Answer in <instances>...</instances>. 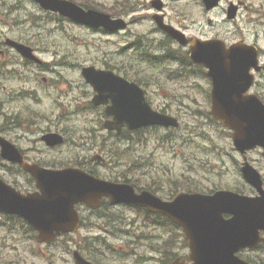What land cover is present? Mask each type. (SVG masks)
Segmentation results:
<instances>
[{
	"label": "rangeland",
	"instance_id": "1",
	"mask_svg": "<svg viewBox=\"0 0 264 264\" xmlns=\"http://www.w3.org/2000/svg\"><path fill=\"white\" fill-rule=\"evenodd\" d=\"M70 1L78 5L87 2L93 9L114 18L126 19L130 26L126 31L115 34L87 29L59 18L57 14L44 12L33 0H5L10 9L17 4L20 8L9 12L12 13L9 24L2 25L1 31L9 38L22 34V38L37 49L39 57L48 66L41 70L35 67L40 74L36 82L28 83L26 79L22 105L26 122L33 123L27 127L29 133L20 147L26 150L29 159L34 163L50 165L49 168H60L76 166L79 162L88 164L90 153L95 150L108 151L120 157L114 155L109 159L106 156L108 165L110 160L114 165L98 168L96 172L100 177L106 180H118L123 176L140 179L138 182L142 186L157 183L166 189L158 194L164 200L170 199L171 195L166 185L178 182L182 185L177 189L180 191L190 188L209 194L215 190H229L255 196L256 192L241 175L243 157L235 151L231 136L221 126L202 116L211 110L208 98L211 82L208 77L200 70L193 69L191 72L195 71L196 76L177 78L181 76L175 72L178 66H156L144 60L147 52H156L154 54L159 56L157 50H147V47L141 53L134 50L132 44L138 39L142 40L144 47L153 41L158 45L166 40L164 34L156 31L151 18L156 13L150 5L153 0ZM162 1L165 3L166 22L183 30L187 37L219 39L229 45L245 39L264 53V0H224L219 9L209 13L205 12L199 0ZM238 1L246 2L250 10L242 9L234 23L227 20L226 10L229 2ZM251 11L254 12L253 16ZM13 19L18 20V26L11 24ZM209 20L212 24L208 23ZM238 27L242 30L243 38L239 35ZM89 66L113 70L129 79H141L152 107L179 118L182 123L180 130L173 133L171 139L164 137L168 136V132L162 129L157 133L145 132L141 142L137 140V137L142 139L141 135H132L133 142L109 136L102 125L95 121L102 111L90 113L85 110L91 89L86 87L81 70ZM26 75L29 76V71ZM255 93L264 98L263 74L258 78ZM45 125H52L57 131L64 132L66 145L50 149L43 142L33 143L32 139L38 135L37 126ZM248 160L264 179L262 151L250 152ZM0 177L23 192L32 191L29 177L22 176L16 167L7 165L1 159ZM106 213L128 220L135 219L138 224H142L139 222L146 218L129 208H123L120 212L110 209ZM96 222L93 220V224ZM119 225V229L124 230V225ZM139 234L147 236L145 230ZM95 237L105 239L109 246L104 250L111 251L105 253L101 264L131 263L134 256L139 254L140 262L148 255H154L143 239L139 240V249L130 248L126 253L121 249L120 236L106 235L89 221L80 235L71 240L72 246H78L82 238ZM56 255L61 258L57 262ZM66 259L71 261L70 255L63 249L39 245L26 227L0 215V264H49L51 261L65 264Z\"/></svg>",
	"mask_w": 264,
	"mask_h": 264
},
{
	"label": "water",
	"instance_id": "2",
	"mask_svg": "<svg viewBox=\"0 0 264 264\" xmlns=\"http://www.w3.org/2000/svg\"><path fill=\"white\" fill-rule=\"evenodd\" d=\"M36 1L46 10L59 12L64 17L92 28H104L111 32L126 28L123 20H113L111 16L95 10L85 11L71 2ZM157 2L154 5L162 10V3ZM204 2L211 9L217 6L219 0ZM233 9L231 13L234 14ZM155 20L159 28L182 45H187L185 36L165 25L162 17L155 16ZM20 49L23 55L30 57L32 51L29 48ZM191 59L208 69V76L213 82L212 115L223 126L234 131L232 138L235 148L242 154L258 147L264 149V105L257 97L246 96L253 82L249 70L257 66L255 49L236 46L226 50L219 41L194 40ZM83 76L97 93L93 100L95 106L108 104L109 101L112 103L107 114L113 117V121L105 124L106 129L120 131L124 126H128L130 130L149 126L178 127L176 119L155 112L146 103L143 91L135 84H128L111 72L95 68L84 69ZM58 138H50L52 145L61 143ZM0 145L3 159L21 164L33 175L40 191L25 196L0 179V212L23 218L39 232L40 243H51L61 233L75 232L80 224L75 205L85 203L97 208L104 197L110 198L114 204H134L162 213L183 226H211L215 238L224 242L231 240L237 244L247 243L251 235L248 233L256 224L264 228L263 181L261 175L247 163L242 172L245 179L260 193V197L256 199L218 192L211 197L181 195L173 203H163L149 192H143L139 196L129 185L101 181L80 170L49 171L29 166L13 147L2 141ZM223 214H231L234 218L228 224L218 218L211 221L201 218L220 217ZM197 218L201 219L196 221ZM233 250L236 251V248ZM76 260L77 264H89L77 254Z\"/></svg>",
	"mask_w": 264,
	"mask_h": 264
},
{
	"label": "flooded vegetation",
	"instance_id": "3",
	"mask_svg": "<svg viewBox=\"0 0 264 264\" xmlns=\"http://www.w3.org/2000/svg\"><path fill=\"white\" fill-rule=\"evenodd\" d=\"M239 3H241L239 1ZM15 8H20L19 4L11 8L5 2V0H0V137L5 139V141L14 145L20 152L23 153L25 159L29 163L42 165L44 168H49L50 165H43L41 163L32 162L29 157L26 155V150L21 148L20 145L26 140L27 127L31 126V123H27L25 120L24 107L22 105L25 92V86L28 79V83L36 82L39 78V71L35 70V67L41 70L42 67L47 68L48 66L42 61L37 53L36 48H32L24 38L22 34H19V37L9 38L8 35L4 34V31H1L2 25L9 24V12H12ZM10 9V10H9ZM249 9V7H245ZM215 9L214 11H216ZM250 10V9H249ZM212 11V12H214ZM240 13L237 17L239 19ZM237 19L234 20V23L237 22ZM11 24L18 26V20L13 19ZM14 43V45H13ZM28 45L31 47L35 53V56L26 58L17 48V45ZM29 71V76L27 77L26 73ZM44 82H47V79H44ZM86 87H91L86 84ZM91 93V97H94V93ZM89 109H95L91 102L88 101L87 107ZM101 109L102 114L99 118V123L106 120L105 117V108ZM102 123V124H103ZM37 137L34 138L37 141L35 142L32 139L33 143L43 142L46 148H49L48 141L44 139L51 134H60L64 137L65 143L67 139L65 133L62 131H57L52 125L37 126ZM124 132V131H123ZM114 136L119 137L121 134L112 133ZM56 148V147H55ZM54 149V148H50ZM90 156H93L90 153ZM83 165H86L83 163ZM55 166H52L54 168ZM85 171L93 172L95 175H99L93 167L86 168L82 166ZM21 172V171H20ZM32 185L35 183L29 177ZM78 210L83 213L86 217L94 218L98 220L100 215H95L96 212L86 209L84 206H79ZM226 219L231 217L225 216ZM149 224L146 225H133L134 233H139V231L145 227L147 230V238L150 240V248L154 256H151L150 260L146 264H212V263H195L191 261L192 250L189 247V242L185 240V236L180 229L176 228L174 236L177 238V242L173 243L171 247H166L165 244L160 241L164 237H167L168 229L170 225L162 217H149ZM99 227H102L99 225ZM133 233V234H134ZM260 239L264 240V232L260 233ZM177 244V246H176ZM237 257L244 261L247 264H264V243L261 242L253 248H248L241 250Z\"/></svg>",
	"mask_w": 264,
	"mask_h": 264
},
{
	"label": "trees",
	"instance_id": "4",
	"mask_svg": "<svg viewBox=\"0 0 264 264\" xmlns=\"http://www.w3.org/2000/svg\"><path fill=\"white\" fill-rule=\"evenodd\" d=\"M89 4H87V6H88ZM87 6H85V7H87ZM12 220V219H11Z\"/></svg>",
	"mask_w": 264,
	"mask_h": 264
}]
</instances>
